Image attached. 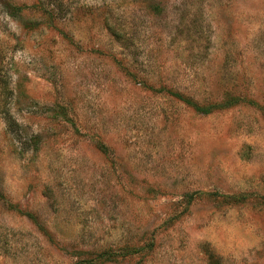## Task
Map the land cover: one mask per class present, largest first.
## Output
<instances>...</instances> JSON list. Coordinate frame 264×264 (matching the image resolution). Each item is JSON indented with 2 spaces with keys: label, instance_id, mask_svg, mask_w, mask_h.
<instances>
[{
  "label": "rangeland",
  "instance_id": "rangeland-1",
  "mask_svg": "<svg viewBox=\"0 0 264 264\" xmlns=\"http://www.w3.org/2000/svg\"><path fill=\"white\" fill-rule=\"evenodd\" d=\"M0 79V264H264V0H0Z\"/></svg>",
  "mask_w": 264,
  "mask_h": 264
},
{
  "label": "trees",
  "instance_id": "trees-1",
  "mask_svg": "<svg viewBox=\"0 0 264 264\" xmlns=\"http://www.w3.org/2000/svg\"><path fill=\"white\" fill-rule=\"evenodd\" d=\"M10 8L14 11V12H20L21 11V7H15L12 5H9ZM15 14V13H13ZM3 80V79H0ZM1 91H0V114L2 116V119L4 120L7 129L9 132H14L16 130V123L13 120L12 116L10 115L8 109H7V105L10 102V99L12 97V90L9 87V80L5 79V81H2L1 84ZM176 97H178V99L180 100H184L186 103H190V101L184 99L180 94L175 93L174 94ZM241 98L240 97H230L226 100H224L223 102H221V104L217 105L219 108H227L230 106H234L237 105L239 103H241ZM195 110L198 112H202V113H207L210 111L209 107L203 108V107H198L197 105H195ZM208 264H220L219 263V259L216 255H214L213 253H209L208 254Z\"/></svg>",
  "mask_w": 264,
  "mask_h": 264
}]
</instances>
